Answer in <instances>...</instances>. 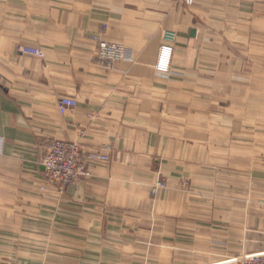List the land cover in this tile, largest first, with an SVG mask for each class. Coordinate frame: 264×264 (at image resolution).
I'll list each match as a JSON object with an SVG mask.
<instances>
[{
	"label": "crops",
	"instance_id": "1",
	"mask_svg": "<svg viewBox=\"0 0 264 264\" xmlns=\"http://www.w3.org/2000/svg\"><path fill=\"white\" fill-rule=\"evenodd\" d=\"M101 24L131 58L98 60L89 36ZM263 64L264 0H0V264H239L264 252V172L224 159L264 138ZM62 97L76 108L60 114ZM55 140L110 161L48 184Z\"/></svg>",
	"mask_w": 264,
	"mask_h": 264
},
{
	"label": "built area",
	"instance_id": "2",
	"mask_svg": "<svg viewBox=\"0 0 264 264\" xmlns=\"http://www.w3.org/2000/svg\"><path fill=\"white\" fill-rule=\"evenodd\" d=\"M191 6L194 0H174ZM174 33L166 32L164 36V44L160 46L156 69L159 72L166 73L170 69L172 60ZM19 53L43 58L42 50L36 48H28L18 46ZM98 56L112 66L114 63H119L131 58L128 50L119 44H104L99 46ZM76 108V101L73 98L62 97L57 102V110L60 114H66ZM4 141L0 138V155L3 150ZM110 161L107 153L83 150L78 144L65 142L61 140L53 141L42 158L41 165L44 169V177L48 184H58L60 188H65L73 185L79 179L87 177L88 167L91 164H104ZM262 213L264 215V200L260 202ZM239 264H264V252L250 254L238 258Z\"/></svg>",
	"mask_w": 264,
	"mask_h": 264
},
{
	"label": "rangeland",
	"instance_id": "3",
	"mask_svg": "<svg viewBox=\"0 0 264 264\" xmlns=\"http://www.w3.org/2000/svg\"><path fill=\"white\" fill-rule=\"evenodd\" d=\"M175 2H178V1H175ZM98 30L92 32L90 34L89 38L96 45L98 60L101 61L102 63L106 64V62H109V61H105L100 56H98V53H100L99 46L101 45V43L108 44V45L119 44V43H113V42H110V41H108V40L103 38V34L102 33H103L104 30H106V25L101 24V26H100V28ZM17 48H18V46H17ZM232 52L235 53L236 55L238 54V52L236 50H232ZM238 67L239 66H234V69L238 70ZM263 67H264V64H263ZM260 80L264 83V79L263 78L260 79ZM234 82L239 83L241 81H239V79H234ZM234 99H236V97H232V100H234ZM231 105H232V110H235V107H236L235 104H233V102H232ZM230 118H231V123L234 124L233 128L236 129V126H237L238 122H236L237 120H236L235 113L231 112L230 113ZM233 145H235V143ZM246 147H248V148H246V150L244 152H241V151L240 152H237V151L231 152L230 155H228V156H226L224 158L225 159V163L226 164H230V167L232 169L240 168V166H241L247 172H264V138L261 140V143H258L257 145H255V144L254 145H248ZM260 154H261V156H260ZM255 156H257L256 157L257 161H255V159H256ZM180 185H181V188L183 190H188L189 181L183 180V181L180 182ZM164 188H166V184L161 182V181H158L153 186L152 192L155 193V192H158V190L164 189ZM262 200H264V198ZM261 201H259V203ZM260 206H261V204H260Z\"/></svg>",
	"mask_w": 264,
	"mask_h": 264
}]
</instances>
